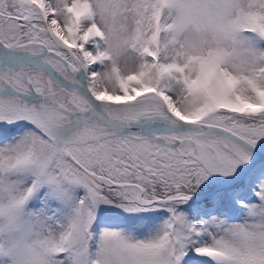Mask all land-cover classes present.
<instances>
[{
	"label": "snow or ice",
	"instance_id": "6c2138e0",
	"mask_svg": "<svg viewBox=\"0 0 264 264\" xmlns=\"http://www.w3.org/2000/svg\"><path fill=\"white\" fill-rule=\"evenodd\" d=\"M0 264H264V0H0Z\"/></svg>",
	"mask_w": 264,
	"mask_h": 264
}]
</instances>
